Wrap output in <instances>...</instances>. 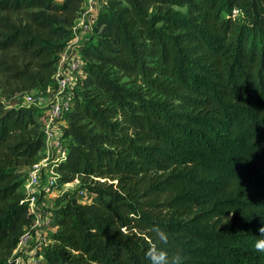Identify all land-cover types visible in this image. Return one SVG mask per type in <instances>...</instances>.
Masks as SVG:
<instances>
[{
    "label": "trees",
    "instance_id": "16d2710c",
    "mask_svg": "<svg viewBox=\"0 0 264 264\" xmlns=\"http://www.w3.org/2000/svg\"><path fill=\"white\" fill-rule=\"evenodd\" d=\"M238 8L240 15L233 10ZM85 0H0V264L33 221L20 190L45 152L46 109ZM61 118L44 264H264V0H105ZM166 234L161 240L159 233Z\"/></svg>",
    "mask_w": 264,
    "mask_h": 264
},
{
    "label": "built area",
    "instance_id": "2783aa9c",
    "mask_svg": "<svg viewBox=\"0 0 264 264\" xmlns=\"http://www.w3.org/2000/svg\"><path fill=\"white\" fill-rule=\"evenodd\" d=\"M86 9L72 26V38L79 39V31L88 29L96 24V14L103 7L96 6L94 0H85ZM235 16L240 15V10H233ZM90 15V17H89ZM90 18V19H89ZM71 38V39H72ZM69 41L61 52V59L54 83L45 90L29 91L25 94L27 103H33L46 109L44 118V140L47 156L42 158L30 169L27 184V201L33 221L26 226L20 235L15 250V264H44L43 252L50 243L52 217L49 207L44 206L43 199L57 186L56 174L51 161L65 157L63 147L61 118L69 110L71 91L76 84L77 77L81 75L83 59L81 57V41Z\"/></svg>",
    "mask_w": 264,
    "mask_h": 264
},
{
    "label": "rangeland",
    "instance_id": "374dc122",
    "mask_svg": "<svg viewBox=\"0 0 264 264\" xmlns=\"http://www.w3.org/2000/svg\"><path fill=\"white\" fill-rule=\"evenodd\" d=\"M103 0H94L95 5L96 6H100L101 2ZM90 17V15H89ZM90 19V18H89ZM78 20V19H77ZM96 24L94 23L93 26H91L88 29H81L79 31V39L75 40V38L70 39V41L73 39L75 41H84L85 39H87L91 34H93V28ZM3 89L0 88V100L5 101L6 103H10V104H16V96L13 98H10L9 96L3 95ZM23 104H27L25 97L22 99ZM44 157H49L51 158V156H47V151L45 150L44 154H43V158ZM57 180V178H56ZM58 183V181H57ZM21 191H27V184L24 183L21 187H20ZM76 198L78 199L80 202L83 203H89L91 202V200L93 199V194L87 190L86 188H83L82 186H80V184L78 183V181H74L71 183H67V184H57V186H55L52 191L50 192V194H47V196L44 197L43 199V204L46 207L52 208L55 207L56 204L58 202H65L66 199L68 198Z\"/></svg>",
    "mask_w": 264,
    "mask_h": 264
},
{
    "label": "clouds",
    "instance_id": "9594fccd",
    "mask_svg": "<svg viewBox=\"0 0 264 264\" xmlns=\"http://www.w3.org/2000/svg\"><path fill=\"white\" fill-rule=\"evenodd\" d=\"M259 232L264 233V226L259 228ZM161 240H166L167 236L165 233H159ZM256 249L260 251H264V239H260L255 243ZM149 258L151 264H170L167 253L162 249H157L155 247L150 248L146 253Z\"/></svg>",
    "mask_w": 264,
    "mask_h": 264
},
{
    "label": "crops",
    "instance_id": "0c3cea01",
    "mask_svg": "<svg viewBox=\"0 0 264 264\" xmlns=\"http://www.w3.org/2000/svg\"><path fill=\"white\" fill-rule=\"evenodd\" d=\"M23 192H25V191H23Z\"/></svg>",
    "mask_w": 264,
    "mask_h": 264
}]
</instances>
